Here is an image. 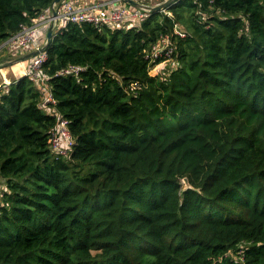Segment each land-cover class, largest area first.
Segmentation results:
<instances>
[{
	"label": "trees",
	"instance_id": "1",
	"mask_svg": "<svg viewBox=\"0 0 264 264\" xmlns=\"http://www.w3.org/2000/svg\"><path fill=\"white\" fill-rule=\"evenodd\" d=\"M54 1L0 0V46ZM46 49L48 88L0 87V264H264V0L69 23Z\"/></svg>",
	"mask_w": 264,
	"mask_h": 264
},
{
	"label": "built area",
	"instance_id": "2",
	"mask_svg": "<svg viewBox=\"0 0 264 264\" xmlns=\"http://www.w3.org/2000/svg\"><path fill=\"white\" fill-rule=\"evenodd\" d=\"M138 5H132L128 0H101L89 4H77L74 0H61L53 2L46 8L32 25L22 26L21 30L13 34L6 43H11L20 47L32 45L35 50L43 48L47 43V31L53 28V34L61 28H65L69 23L91 22L92 24H121L131 20H142L147 18L151 10L149 5L156 3H145L134 0ZM164 1V0H162ZM160 1V2H162ZM127 2V3H125ZM184 35V33H180ZM44 36V39H42ZM42 39V40H41ZM169 37L163 36L159 43L154 46L155 54L165 52L170 56L173 49L168 45ZM49 58L47 49H43L36 55L29 64L25 75L34 81L44 84L48 88L47 78L41 74V67ZM81 67L72 65L61 71L59 74L65 75L69 72L78 74ZM8 85V84H5ZM52 94L48 93L44 103L54 101ZM74 145V139L68 128V120L61 118L56 132L51 138V148L58 156H67ZM1 197V190H0Z\"/></svg>",
	"mask_w": 264,
	"mask_h": 264
},
{
	"label": "crops",
	"instance_id": "3",
	"mask_svg": "<svg viewBox=\"0 0 264 264\" xmlns=\"http://www.w3.org/2000/svg\"><path fill=\"white\" fill-rule=\"evenodd\" d=\"M74 1L79 5V4H89L95 0H74ZM136 1L147 3V0H136ZM160 1L162 0H154L152 3H156ZM131 4L133 6L135 5L134 3ZM42 39H44V36ZM13 47H16L17 48L16 50L18 51L11 52V49H13ZM33 51H35V48L32 45H26L24 47H20L5 42L3 45L0 46V87L5 84H10L13 80L18 79L19 77L25 76V72L29 67V64L32 62L33 58L36 55L30 58H24L23 60L19 58ZM19 52H22L21 56L17 55V53ZM47 94H45L44 100Z\"/></svg>",
	"mask_w": 264,
	"mask_h": 264
},
{
	"label": "water",
	"instance_id": "4",
	"mask_svg": "<svg viewBox=\"0 0 264 264\" xmlns=\"http://www.w3.org/2000/svg\"><path fill=\"white\" fill-rule=\"evenodd\" d=\"M59 1H61V0H55L54 2L57 3ZM128 1L130 3H134L135 5H138L134 0H128ZM176 1H178V0H164V1L159 2L157 4L149 5L148 8H150L151 12L161 11V10L167 9L168 7H170L171 4L175 3ZM52 35H53V28H50L47 32V43H46V45L41 49H36L35 51L30 52L23 57H20L19 59L23 60L24 58H30L32 56L38 55L40 51L45 49L51 43ZM183 181L186 184V187H191L187 178H184Z\"/></svg>",
	"mask_w": 264,
	"mask_h": 264
},
{
	"label": "rangeland",
	"instance_id": "5",
	"mask_svg": "<svg viewBox=\"0 0 264 264\" xmlns=\"http://www.w3.org/2000/svg\"><path fill=\"white\" fill-rule=\"evenodd\" d=\"M98 1H101V0H98ZM154 0H147V3H152ZM166 10V9H165ZM164 11V10H163ZM168 14H171L170 12H168ZM17 48L16 47H13V49H11V52H14V51H18L16 50ZM17 55L21 56L22 55V52H19L17 53ZM186 186V184H185Z\"/></svg>",
	"mask_w": 264,
	"mask_h": 264
},
{
	"label": "clouds",
	"instance_id": "6",
	"mask_svg": "<svg viewBox=\"0 0 264 264\" xmlns=\"http://www.w3.org/2000/svg\"><path fill=\"white\" fill-rule=\"evenodd\" d=\"M130 3V2H129ZM47 48V47H46ZM26 76V75H25ZM9 85V84H8Z\"/></svg>",
	"mask_w": 264,
	"mask_h": 264
}]
</instances>
